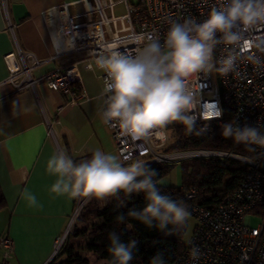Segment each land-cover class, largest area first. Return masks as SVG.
Returning a JSON list of instances; mask_svg holds the SVG:
<instances>
[{"label": "built area", "instance_id": "2783aa9c", "mask_svg": "<svg viewBox=\"0 0 264 264\" xmlns=\"http://www.w3.org/2000/svg\"><path fill=\"white\" fill-rule=\"evenodd\" d=\"M0 2L4 4L5 0ZM92 2V9L81 15L87 17L96 14L94 21L78 22L77 16H69L72 23L71 31L92 30L97 35L93 37L90 33L86 41L83 40L81 44L75 43V48L69 50L84 54L87 58L85 64L87 69L93 68L91 60L96 61L109 45L114 44L120 51L127 50L134 54L137 48L133 39L135 35L155 34L163 42L171 22H183L192 18L202 23L207 20L213 9L222 8L227 0H138L137 4H132L129 0ZM118 6H123L125 12L118 15L116 13ZM236 30L241 32V40L234 45L220 43L213 53L214 60L219 61L229 51L234 52L238 56L236 71L226 75L216 71L210 74L197 73L188 78V86L194 94L195 102L187 114L194 124L201 125L203 131H208L212 122L221 124L227 113L231 116L230 122L241 128L259 127L264 131V23L249 30L239 28ZM217 35L219 37V34ZM249 43L259 47H248ZM249 56L256 57L260 63H253L248 59ZM22 61L23 68L12 72L9 78L17 90L25 88L36 90L39 84L48 82L53 90L71 95L74 102H81L85 98V95L78 93L74 87L75 66L56 68L35 78L32 75L33 70L44 65L46 61L40 60L33 53L23 54ZM100 78L103 93L107 74L103 71ZM217 111L221 112L219 117ZM106 125L112 131L116 151L125 166L137 159L150 166L207 156L233 158L248 165L249 169L240 188L214 209L194 202L197 197L195 187L186 191L185 198L190 202L189 212L197 224L188 240L190 243L187 241L183 252L171 264H264V147L254 145L255 159L215 151L168 154L162 151L168 144V135L166 140L153 136L146 141H134L130 136L123 135L118 126ZM90 198L79 197L68 230L79 220L78 210L81 209V215L84 205ZM251 214L262 219V223L256 229L251 228ZM61 239L55 241L54 251H58L57 245ZM192 247L200 250L198 260H193L190 256ZM14 251L13 239L2 236L0 264H12Z\"/></svg>", "mask_w": 264, "mask_h": 264}, {"label": "clouds", "instance_id": "9594fccd", "mask_svg": "<svg viewBox=\"0 0 264 264\" xmlns=\"http://www.w3.org/2000/svg\"><path fill=\"white\" fill-rule=\"evenodd\" d=\"M261 23H264V0H227L222 8L213 9L202 23L192 18L171 22L163 42L155 34L135 35L134 54L109 45L95 61L96 67L107 74L102 93L103 123L118 126L123 135L134 141H146L153 136L166 140V129L173 122H182L191 130L194 122L187 113L195 97L188 86V78L197 73L216 71L226 75L236 71L238 56L229 51L215 61L216 46L237 44L242 36L236 29L249 30ZM253 46L259 47L248 44V47ZM248 59L260 63L254 56ZM220 115L217 111V117ZM222 135L237 144L264 147V131L259 127L241 128L229 122L222 125ZM46 170L56 176L50 191L58 196L105 200L112 196L118 198L120 192L129 196L143 193L145 206L130 208L127 216L118 215L117 223L133 219L149 228L155 226L165 235H173L187 225L191 216L183 201L162 193L155 179L157 171L139 159L125 166L119 155L96 150L89 159L77 162L61 151L48 159ZM22 198L30 207H43L36 195L27 189ZM108 238L109 264H130L136 240L124 243L115 231L110 232ZM200 255L199 248L190 249L193 260H198ZM150 264H167V261L164 254L158 252Z\"/></svg>", "mask_w": 264, "mask_h": 264}, {"label": "crops", "instance_id": "0c3cea01", "mask_svg": "<svg viewBox=\"0 0 264 264\" xmlns=\"http://www.w3.org/2000/svg\"><path fill=\"white\" fill-rule=\"evenodd\" d=\"M92 6V0L0 2V191L7 204L0 210V238L13 239L15 264H47L78 203L79 197L50 191L56 176L46 170L48 159L61 151L77 162L96 150L119 155L112 131L101 119L103 70L93 60V68H85L84 54L61 50L54 35L52 12L65 9L78 22H92L96 14L81 15ZM26 53L46 61L33 70L35 78L75 66V89L85 98L74 102L48 82L36 90H17L9 78L23 68ZM25 189L36 195L42 208L28 205L22 198Z\"/></svg>", "mask_w": 264, "mask_h": 264}, {"label": "trees", "instance_id": "16d2710c", "mask_svg": "<svg viewBox=\"0 0 264 264\" xmlns=\"http://www.w3.org/2000/svg\"><path fill=\"white\" fill-rule=\"evenodd\" d=\"M75 85L76 83L74 87H77ZM230 120L231 116L227 113L221 124L212 122L208 131H203L198 123L194 124L191 130L184 123L168 126V144L162 151L168 154L215 151L255 159L254 145L237 144L231 138L223 137L222 125L229 123ZM250 147L253 150H249ZM177 165V163H158L149 167L157 171L158 176L155 179L162 193L174 200L183 201L188 211L190 202L186 200L185 193L190 188L197 189V197L194 201L196 204L214 209L240 188L249 169L248 165L233 158L196 157L179 163L182 174L181 186H161L160 181ZM145 204L143 193H133L129 196L120 192L118 198L112 196L105 200L91 197L84 205L80 220L70 232L61 252L49 264H91L89 258L91 253L110 261L108 235L113 231L124 243L132 239L136 240L134 258L130 264H150L151 258L158 252H162L167 264H171L183 252L189 240L186 237L187 225L173 235H165L155 226L149 228L137 220L126 219L123 223L116 221L118 215L127 216L130 208L142 209ZM6 205V199L0 191V210ZM72 239L83 241L78 246H72Z\"/></svg>", "mask_w": 264, "mask_h": 264}, {"label": "rangeland", "instance_id": "374dc122", "mask_svg": "<svg viewBox=\"0 0 264 264\" xmlns=\"http://www.w3.org/2000/svg\"><path fill=\"white\" fill-rule=\"evenodd\" d=\"M130 3L132 4H137L138 0H129ZM125 10L123 8V6H118L116 8V13L118 15L124 13ZM182 122H173L171 124H169L168 126H175L177 124H180ZM167 135H168V132H167ZM182 161H177V166L174 167V169L172 170V172L167 176L165 177L164 179H162L160 181V185L161 186H181L182 184V174H181V169H180V165L179 163H181ZM251 228H258L260 226V224L262 223V219L260 217H257L255 216L254 214H251ZM79 220H80V217H79ZM79 220L71 227V230H69L70 232L73 230V228L77 225V223L79 222ZM196 219L193 217V215L190 216L188 222H187V233H186V237L189 239L191 237V235L193 234L195 228H196ZM64 234L61 238H64V242L62 244V246L60 247V249L57 251V254L55 256H57L59 254V252H61L63 246L65 245V243L67 242L68 240V237H69V234ZM82 239H72V242H71V245L72 246H78L79 243H82ZM15 253V251H14ZM15 255V254H14ZM14 255H13V258L11 259V263L12 264H15L14 263ZM2 257V255H1ZM55 258V257H54ZM89 258L91 260V264H109L110 261L106 260V259H101V258H98L96 257L94 254H89ZM1 262V261H0Z\"/></svg>", "mask_w": 264, "mask_h": 264}, {"label": "bare ground", "instance_id": "6f19581e", "mask_svg": "<svg viewBox=\"0 0 264 264\" xmlns=\"http://www.w3.org/2000/svg\"><path fill=\"white\" fill-rule=\"evenodd\" d=\"M52 16L55 18V20L57 22V23L55 22V25H54V35L57 38L58 43L60 42L59 43L60 49L63 51L73 50V48H75V46H76L75 43L81 44L83 42V40L86 41L88 39V35L90 33L93 34V37L97 36L95 34V32L92 30L83 31V32L71 31L72 30V23H71V20L69 17L70 15H68V13L66 12L65 9L52 12ZM83 33H85V34H83ZM80 211H81V209L78 210V216H80ZM77 220H78V218L76 219V221ZM71 227L69 230H71ZM63 242H64V238H62L60 243L57 245V250L60 249Z\"/></svg>", "mask_w": 264, "mask_h": 264}, {"label": "water", "instance_id": "95a60500", "mask_svg": "<svg viewBox=\"0 0 264 264\" xmlns=\"http://www.w3.org/2000/svg\"><path fill=\"white\" fill-rule=\"evenodd\" d=\"M69 232H70V231L68 230V231L66 232V234H68ZM56 254H57V251H54V253H53L51 259L47 262V264H49V263L54 259V257H55Z\"/></svg>", "mask_w": 264, "mask_h": 264}]
</instances>
